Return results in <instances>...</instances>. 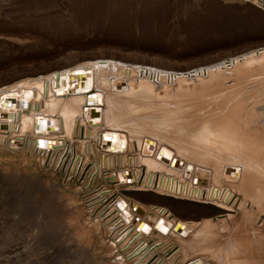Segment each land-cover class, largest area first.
<instances>
[{"label":"bare ground","instance_id":"bare-ground-1","mask_svg":"<svg viewBox=\"0 0 264 264\" xmlns=\"http://www.w3.org/2000/svg\"><path fill=\"white\" fill-rule=\"evenodd\" d=\"M99 56L0 88V150L89 172L115 264H264V46L180 72Z\"/></svg>","mask_w":264,"mask_h":264},{"label":"rangeland","instance_id":"rangeland-1","mask_svg":"<svg viewBox=\"0 0 264 264\" xmlns=\"http://www.w3.org/2000/svg\"><path fill=\"white\" fill-rule=\"evenodd\" d=\"M261 46L264 1L0 0V88L65 70L91 54L180 72ZM45 68L52 69L33 75ZM0 154L8 155L9 166L21 165L0 166V264L122 258L110 252L103 226L81 202L86 173L60 186L64 169L54 175L27 153Z\"/></svg>","mask_w":264,"mask_h":264}]
</instances>
